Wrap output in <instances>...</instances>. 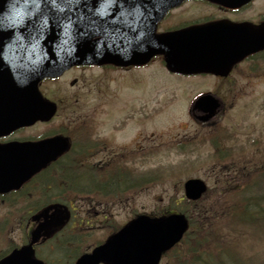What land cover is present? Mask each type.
I'll return each instance as SVG.
<instances>
[{
	"label": "rangeland",
	"instance_id": "1",
	"mask_svg": "<svg viewBox=\"0 0 264 264\" xmlns=\"http://www.w3.org/2000/svg\"><path fill=\"white\" fill-rule=\"evenodd\" d=\"M256 5L259 12H264V0H259ZM257 60L264 67V55ZM160 66L157 61L144 71L130 73L98 68L85 73L76 70L73 74H66L60 83L43 86L44 90L57 87L61 91L68 85L77 86V91L79 86L89 87L90 94L82 92L83 87L80 90L81 96L70 101L81 100L78 112L96 113L105 122L102 121L98 128H93L94 135L79 132L80 135L72 138V141L74 145L96 144L98 138H101L98 149L94 150L97 152L95 160L111 156L120 151V148L133 151L142 148L145 152L137 156L126 169L134 177L143 173L145 182L142 187L136 184L115 202V196L112 197V202L103 205L105 209L100 212L91 205V212L84 213L86 205L78 202L75 221L79 224V219H82V226L92 230L90 234L74 236L73 245H78L79 250L92 247L95 241L104 240L109 232L124 224L134 213L182 209L194 221L201 220V212L184 198L183 184L190 177H200L208 184L205 198L196 205L204 208V211L215 213L228 205L225 204L228 198L232 203L233 192L229 191L231 188L224 187L221 177L216 175L223 172L217 169L218 162L232 169L234 161L239 158L245 163L257 159L259 163L256 166V178L262 173L259 167L264 166V158H260L264 156V70L256 71L254 75L250 72L239 74L235 89L221 90L215 88L213 80L205 79L200 83L198 80H183L172 76ZM74 79L78 82L75 85L72 81L71 85V80ZM114 91L116 94L112 93ZM202 91L218 94L225 101L213 121L207 123L198 121L190 113L191 99ZM63 108L49 124L23 133L27 135L33 131H43L49 125L57 123ZM20 134L17 135L22 137ZM210 134H220L218 143L213 145L210 142ZM104 139L107 144L103 143ZM228 147L231 153L222 158L223 150ZM261 190L264 192V185ZM252 194L248 191L246 197L255 196ZM71 196L70 192H64L59 197L69 200ZM10 198L0 201V223H6L0 224L3 228L0 229V254L24 240L26 222L35 203L39 201V193L30 192L24 198ZM97 213L101 214L96 216ZM232 221V218L228 219V223L224 222L222 228L233 238L231 241H236L238 249L245 254L256 253L261 258L260 261H264V239L242 241L237 236L242 230L233 231ZM68 235L71 234L66 232L62 237ZM194 237L195 231L192 230L188 239ZM187 246L188 243H184L179 248ZM53 247L54 242L48 249H41V253L47 255ZM54 259L58 258L51 256V260L55 262L53 264H63ZM71 259L72 257L69 260ZM167 260L168 257L163 258L161 264H167ZM172 260L173 254L169 257V261ZM68 263L71 264L70 261Z\"/></svg>",
	"mask_w": 264,
	"mask_h": 264
},
{
	"label": "water",
	"instance_id": "2",
	"mask_svg": "<svg viewBox=\"0 0 264 264\" xmlns=\"http://www.w3.org/2000/svg\"><path fill=\"white\" fill-rule=\"evenodd\" d=\"M128 1L0 0V19L2 15L14 14L20 28L25 32V37L29 39L26 41L33 42L31 53L20 57L22 61H26L21 73L26 65L29 66L26 77L22 78L28 82L21 84L16 80L4 81L3 88H0V131L49 118L53 110H50L51 104L45 102L37 92V82L46 75L60 72L62 67L64 69L72 63L110 61L128 64L140 60L143 62L155 53L165 52L171 69L188 70L190 52H185L184 47L175 48L176 34L154 36L151 32L142 30L145 29L144 21L149 17L148 29L154 30L166 8L179 0H149L156 4L149 8L142 27L137 31L140 39L135 36L129 38L125 28H121L115 35L111 25V22L121 24L122 20H126ZM6 31L7 27H4L0 32ZM74 34H80L84 42L74 40ZM98 35L101 38L96 39ZM243 40L251 45L250 48L245 45L244 52L264 48V25L257 31L251 30ZM131 42L134 46H129ZM182 45L192 47L191 43ZM111 50L120 52L113 55ZM221 105L218 98L207 94L196 101L193 110L201 113V120H208L218 112ZM53 150L51 147H43V144H11L0 147V191L18 187L57 154ZM185 190L188 197L196 199L206 190V185L200 179H190L185 183ZM55 214V221L46 220L36 228L33 241L45 226L63 224L64 213L58 210ZM187 225L182 215L173 214L161 218L140 215L121 233L97 248L94 255L84 257L79 264H98L100 261L107 264H158L162 252L181 238ZM33 253L29 245L13 251L0 264H43L34 258Z\"/></svg>",
	"mask_w": 264,
	"mask_h": 264
},
{
	"label": "trees",
	"instance_id": "3",
	"mask_svg": "<svg viewBox=\"0 0 264 264\" xmlns=\"http://www.w3.org/2000/svg\"><path fill=\"white\" fill-rule=\"evenodd\" d=\"M256 166L249 169L245 184L230 186L232 203L228 198L225 202L228 205L215 213L199 208L202 218L197 222L195 237L184 242L188 243L187 247L173 249L171 254L174 255V264H264L256 253L245 254L239 250L237 242L231 241L233 238L222 229L224 222L232 218V230H242L237 233L242 241L264 239V192L261 190L264 185V166L259 167L262 173L257 178ZM75 179L69 188L89 191L95 187L93 173L83 182ZM248 191L255 196L246 197Z\"/></svg>",
	"mask_w": 264,
	"mask_h": 264
},
{
	"label": "flooded vegetation",
	"instance_id": "4",
	"mask_svg": "<svg viewBox=\"0 0 264 264\" xmlns=\"http://www.w3.org/2000/svg\"><path fill=\"white\" fill-rule=\"evenodd\" d=\"M250 4H248L246 6H241L238 8H226V7H222V6H217V8L221 11L220 14H218V15L222 16V17H219V19L226 18V19H229L230 21H233V22H240L243 20L255 19L249 15L245 16L247 13H249L246 11L249 10ZM251 21H253V20H251ZM162 27L165 28V25ZM162 27L160 29H163ZM170 28H172V27H170ZM244 63L248 64V66L246 65V67L248 68L247 69L248 71H250L252 68H254L253 64L250 63V59H248L247 61H243V62L239 63L238 66H236V68H234V69H236V72L233 69L231 71V73H229L228 76H226V77H217L214 75H210V76L215 77L216 82L218 84H222L223 88L235 89V86H236L235 74L239 75L238 74L239 72H242L243 74L245 73L246 67L244 68ZM226 80H228V81H226Z\"/></svg>",
	"mask_w": 264,
	"mask_h": 264
}]
</instances>
